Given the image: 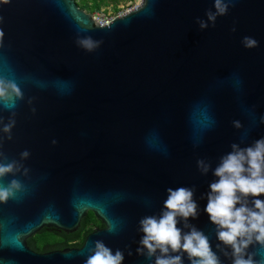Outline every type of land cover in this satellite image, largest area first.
I'll return each mask as SVG.
<instances>
[{"label":"water","instance_id":"1","mask_svg":"<svg viewBox=\"0 0 264 264\" xmlns=\"http://www.w3.org/2000/svg\"><path fill=\"white\" fill-rule=\"evenodd\" d=\"M208 10L213 0H141L100 26L75 0H0V76L24 93L0 151L30 153L16 177L23 190L0 202V264H84L96 240L121 250L123 264H151L136 251L139 220L159 215L167 188L193 186L199 215L188 222L231 264L204 211L216 178L196 162L214 168L231 143L264 137V0H235L201 30ZM78 36L103 44L88 52ZM245 36L258 46L246 49ZM10 115L0 109L5 123ZM89 212L101 227L80 245L33 250L41 232L76 238ZM247 251L264 264V245Z\"/></svg>","mask_w":264,"mask_h":264},{"label":"clouds","instance_id":"2","mask_svg":"<svg viewBox=\"0 0 264 264\" xmlns=\"http://www.w3.org/2000/svg\"><path fill=\"white\" fill-rule=\"evenodd\" d=\"M7 4L9 0H2ZM235 0H213L215 11L208 10L206 20L197 18L196 23L201 30L209 24L215 26L218 17L228 13ZM0 23L3 17L0 16ZM236 29L233 27L232 31ZM4 35L0 30V38ZM78 47L88 52L97 50L102 40H94L91 36L77 37ZM242 44L246 49L258 46V41L245 36ZM24 99L21 87L13 80L0 76V109L8 110L11 115L7 123L0 117V131L8 134L15 126V111L17 102ZM31 103V100L28 101ZM35 112V108L32 109ZM260 122L264 123V116ZM237 129L242 127L239 121H233ZM231 143L230 151L219 157L213 168L211 161L198 159L196 164L201 175L209 171L216 178L209 184L206 194L207 204L204 211L210 222L216 227V239L220 242L217 249L224 245L230 248L231 264H257L253 254L247 250L255 241L264 245V137L254 140L251 144ZM56 141H53L55 144ZM29 151L20 153V159L9 160L0 151V202L23 190V183L18 175L27 176L29 169L22 161L28 159ZM13 177L5 185L2 182L7 177ZM167 198L159 215H147L139 220L138 231L143 235L136 249L137 254L144 256L151 264H184L185 254L189 264H221L217 252L213 250L209 237L188 221L199 215V205L194 199L195 187H169ZM183 222V227L178 224ZM187 229V231H185ZM94 247L88 249L89 255L84 264H123L124 253L117 249L114 253L102 240L93 242ZM131 255V252L128 253Z\"/></svg>","mask_w":264,"mask_h":264},{"label":"trees","instance_id":"3","mask_svg":"<svg viewBox=\"0 0 264 264\" xmlns=\"http://www.w3.org/2000/svg\"><path fill=\"white\" fill-rule=\"evenodd\" d=\"M80 9L90 12L91 14L99 12L102 5H107L106 0H75ZM117 3L120 0H111ZM116 10V9H115ZM96 227L100 228L101 223L95 219L92 213H88L83 219L81 231L78 232L77 237L72 240H64L61 237L48 233L41 232L35 234L30 238L34 251L40 252L44 246L63 245L64 247L77 246L82 243V235L84 232H92Z\"/></svg>","mask_w":264,"mask_h":264},{"label":"rangeland","instance_id":"4","mask_svg":"<svg viewBox=\"0 0 264 264\" xmlns=\"http://www.w3.org/2000/svg\"><path fill=\"white\" fill-rule=\"evenodd\" d=\"M106 2L107 5H102L100 11L93 13L92 15L110 20L135 8L139 5L141 0H120L117 3H113L111 0H106ZM75 3L77 4V1H75ZM86 12L90 13L88 11Z\"/></svg>","mask_w":264,"mask_h":264},{"label":"built area","instance_id":"5","mask_svg":"<svg viewBox=\"0 0 264 264\" xmlns=\"http://www.w3.org/2000/svg\"><path fill=\"white\" fill-rule=\"evenodd\" d=\"M130 11V10H129ZM128 12V11H127ZM126 13V12H125ZM124 14V13H123ZM122 15V14H121ZM120 16V15H119ZM92 18L95 20V22H97L100 26H106L108 25L109 22H111L112 19L107 20L104 18H100L97 16L92 15Z\"/></svg>","mask_w":264,"mask_h":264},{"label":"flooded vegetation","instance_id":"6","mask_svg":"<svg viewBox=\"0 0 264 264\" xmlns=\"http://www.w3.org/2000/svg\"><path fill=\"white\" fill-rule=\"evenodd\" d=\"M97 228V227H96Z\"/></svg>","mask_w":264,"mask_h":264}]
</instances>
